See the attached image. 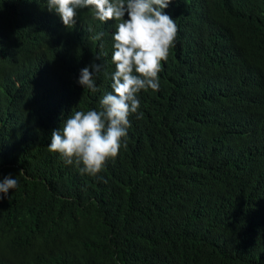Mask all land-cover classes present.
Masks as SVG:
<instances>
[{
  "label": "trees",
  "instance_id": "obj_1",
  "mask_svg": "<svg viewBox=\"0 0 264 264\" xmlns=\"http://www.w3.org/2000/svg\"><path fill=\"white\" fill-rule=\"evenodd\" d=\"M43 1L0 0V181L19 182L0 201V264H264V0H235L238 14L173 0L160 90L141 92L127 148L96 177L48 145L63 113L111 91L114 41L88 11L44 38Z\"/></svg>",
  "mask_w": 264,
  "mask_h": 264
},
{
  "label": "clouds",
  "instance_id": "obj_2",
  "mask_svg": "<svg viewBox=\"0 0 264 264\" xmlns=\"http://www.w3.org/2000/svg\"><path fill=\"white\" fill-rule=\"evenodd\" d=\"M172 2L45 0L40 6L35 19L46 26L44 38L52 37L58 31L61 32L60 38L71 36L77 28L79 13L88 11L96 22L107 28V37L114 41L111 62L115 70L111 74V91L99 96L98 109L93 105L88 110L74 108L72 113L69 110L63 113L60 117L69 116L63 120L60 129L51 132L48 150L58 153L67 165H75L81 175L98 176L107 162L119 155L121 148H127L131 117L134 114L137 119L143 117V112L139 111L141 92L160 90L162 62L168 60L178 36L179 20L165 11ZM220 7L223 14H238L240 11L235 0H221ZM34 10L33 4L27 6L24 20L29 22ZM103 35V32L98 33L96 39ZM247 36L253 39L256 34ZM212 40L211 48L217 46L215 38ZM11 41L24 51L34 40H27L23 45L18 40ZM102 68L103 65L93 63L81 69L78 88L84 92H97L95 77ZM18 186V180L11 175L3 178L0 181V194H3L0 201Z\"/></svg>",
  "mask_w": 264,
  "mask_h": 264
},
{
  "label": "bare ground",
  "instance_id": "obj_3",
  "mask_svg": "<svg viewBox=\"0 0 264 264\" xmlns=\"http://www.w3.org/2000/svg\"><path fill=\"white\" fill-rule=\"evenodd\" d=\"M199 1V0H198ZM201 1V0H200ZM204 1V0H203ZM199 5V4H198ZM199 7V6H198ZM198 11H199V9H198Z\"/></svg>",
  "mask_w": 264,
  "mask_h": 264
}]
</instances>
